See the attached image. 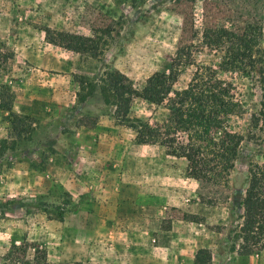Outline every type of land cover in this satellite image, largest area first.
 <instances>
[{
	"label": "rangeland",
	"instance_id": "374dc122",
	"mask_svg": "<svg viewBox=\"0 0 264 264\" xmlns=\"http://www.w3.org/2000/svg\"><path fill=\"white\" fill-rule=\"evenodd\" d=\"M184 14L193 44L204 23L217 21L264 47V0H0V264H23L11 244L27 246L30 264H193L202 247L211 264H264V251L239 254L237 238L248 167L264 162V144L244 138L215 180H196L185 158L135 142L141 121L167 124L171 109L135 98L118 121L102 114V91L78 98L76 76L111 94L105 81L111 68L137 89L166 70ZM46 30L96 36L101 51L52 44ZM211 57L205 48L195 52L198 61ZM191 68L175 83V99ZM11 112L29 118L11 123ZM94 113L101 116L89 128L86 116ZM236 122L245 133L246 119ZM114 193L118 206L104 197ZM115 209V226L101 225ZM75 236L84 248L71 246Z\"/></svg>",
	"mask_w": 264,
	"mask_h": 264
},
{
	"label": "trees",
	"instance_id": "16d2710c",
	"mask_svg": "<svg viewBox=\"0 0 264 264\" xmlns=\"http://www.w3.org/2000/svg\"><path fill=\"white\" fill-rule=\"evenodd\" d=\"M193 31L192 21L184 14L180 44L169 67L149 75L141 89L135 88L132 80L116 68L105 73L111 94L85 76H76V81L80 88L79 100L96 98L102 91L104 98L101 103L106 109L102 114H108L118 121L127 117L135 98L171 109L167 124L141 121L135 128L136 144L165 147L167 154L187 160L188 173L192 178L209 181L216 179L220 166L228 168V164L235 160L244 138L257 145L264 144V47L257 38L239 33L217 21L204 23L199 43L191 42ZM45 33L48 42L76 52L93 51L95 55L101 51L96 36L64 31L51 35L49 30ZM202 48L215 58L196 60L195 52ZM190 67L189 81L184 89L175 92V99L171 96L174 85ZM110 96H113L112 99H109ZM169 102L177 106L169 107ZM109 107L114 109L110 111ZM10 116L11 123L21 126V122L29 118L14 112ZM100 116L98 113L86 116L88 127L93 128ZM244 118L245 133L234 128L238 124L237 119ZM23 129L17 131L18 135L20 131H25ZM259 151L262 153L261 149ZM241 206L238 253L248 255L254 251H264V162H252L248 167ZM58 218L62 221V216ZM189 221L199 220L192 218ZM11 247L21 250L23 264H30L25 260L27 246L11 244ZM42 259H46L45 254ZM211 260L210 250L202 247L196 250L193 264H211Z\"/></svg>",
	"mask_w": 264,
	"mask_h": 264
},
{
	"label": "crops",
	"instance_id": "0c3cea01",
	"mask_svg": "<svg viewBox=\"0 0 264 264\" xmlns=\"http://www.w3.org/2000/svg\"><path fill=\"white\" fill-rule=\"evenodd\" d=\"M100 179H103V181L105 183H107L111 178L109 176H107L106 171L104 170V174L102 175V177ZM104 197H105V200H106V198L108 199L106 201L107 203L112 202L113 204L118 206V198H117V194L116 193H114L113 195L104 196ZM115 208H116V206H115ZM109 217H112V219H108ZM117 217H118V213H117V211L115 209V211L112 212V216H111V214H108L107 216H104V219L102 220L101 225H107V226L110 227V225L112 224L113 226H115L114 223H113V219H115ZM69 227L72 230V233H75V234L78 233V223L76 224L75 222H72L71 224H69ZM73 241H74V243L72 242V245L70 244L73 248H76V246H78V248L79 247L84 248L85 244L84 243H79L78 242L79 240L76 239V236H75Z\"/></svg>",
	"mask_w": 264,
	"mask_h": 264
}]
</instances>
